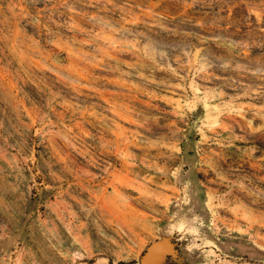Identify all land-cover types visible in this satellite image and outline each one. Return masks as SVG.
<instances>
[{
  "label": "rangeland",
  "instance_id": "374dc122",
  "mask_svg": "<svg viewBox=\"0 0 264 264\" xmlns=\"http://www.w3.org/2000/svg\"><path fill=\"white\" fill-rule=\"evenodd\" d=\"M264 264V0H0V264Z\"/></svg>",
  "mask_w": 264,
  "mask_h": 264
},
{
  "label": "water",
  "instance_id": "95a60500",
  "mask_svg": "<svg viewBox=\"0 0 264 264\" xmlns=\"http://www.w3.org/2000/svg\"><path fill=\"white\" fill-rule=\"evenodd\" d=\"M160 246L155 245L153 247V253L147 254L145 255L142 259H141V263L142 264H151L157 257V254L160 251Z\"/></svg>",
  "mask_w": 264,
  "mask_h": 264
},
{
  "label": "trees",
  "instance_id": "16d2710c",
  "mask_svg": "<svg viewBox=\"0 0 264 264\" xmlns=\"http://www.w3.org/2000/svg\"><path fill=\"white\" fill-rule=\"evenodd\" d=\"M126 262H123V264H125Z\"/></svg>",
  "mask_w": 264,
  "mask_h": 264
}]
</instances>
